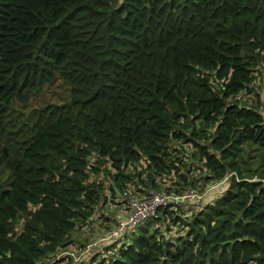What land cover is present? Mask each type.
Segmentation results:
<instances>
[{
	"label": "trees",
	"instance_id": "16d2710c",
	"mask_svg": "<svg viewBox=\"0 0 264 264\" xmlns=\"http://www.w3.org/2000/svg\"><path fill=\"white\" fill-rule=\"evenodd\" d=\"M262 65L264 0H0V264L88 252L73 234L109 195L145 198L155 175L195 186L178 164L206 189L238 177L192 217L165 209L88 264H264ZM57 81L63 104L44 99ZM169 219L181 226L166 236Z\"/></svg>",
	"mask_w": 264,
	"mask_h": 264
},
{
	"label": "rangeland",
	"instance_id": "374dc122",
	"mask_svg": "<svg viewBox=\"0 0 264 264\" xmlns=\"http://www.w3.org/2000/svg\"><path fill=\"white\" fill-rule=\"evenodd\" d=\"M255 74L257 77V82H256V86H255L256 90H254V91L262 93L264 91V65H262L261 67H258L256 69ZM43 94H44V99H46L47 101L63 104L68 99L69 90L60 81H57L54 85L46 87ZM41 96H43V95H41ZM41 96H39L38 98H36L32 101V105L34 107H37V102ZM245 99H247L248 100L247 103L250 104L253 101V96H251V97L245 96ZM243 102L245 103L244 100H243ZM183 144L184 143H179L178 145H176V147H178V149H179L180 155L184 154L186 151ZM185 145L190 147L189 144H185ZM190 152H193V149H190ZM186 153H187V151H186ZM185 154L183 156H185ZM253 155H258V153L255 152V153H253ZM249 163H250L252 168H256L259 165V159L258 158H253L251 160L249 159ZM178 165L182 169L181 172H184L186 175L189 176L190 181H192V180L196 181L195 186H191L190 188L197 190L201 194L204 193L206 190L205 180L200 177L199 172H195V171L187 172V171H190V169L188 167H184L181 164H178ZM6 176H7V171H5L3 173V178H5ZM154 177L156 179V182L158 183V188L153 190V191L157 190L160 192V191H164L166 189V187H170L169 191H175L176 189H179L180 192H183V191L189 189V186H190V185H187V187H185V184L184 185L175 184L174 183V176L155 175ZM101 178H102L103 182L105 183L106 187L108 188L111 184V180H108L106 175L104 176V174L101 173L98 176L94 175L92 177V179L96 180V181L98 179L100 180ZM185 188H187V189H185ZM150 191H152V190H150ZM128 195H130V194H128ZM128 195L119 194V198H118V194H117L115 199H112V196L109 195V197H110L109 199L111 200L109 202L110 205L104 203V204H100L99 206H97V208L94 211V214L92 216V221L89 222L87 225L79 228L73 234V239L75 241V247H74L75 249H82V247H84V246L90 247L91 243L93 246H91L88 249L89 250L88 252L86 250L82 251V252L71 250V249L68 250L69 251L68 254H70V256H69L67 262L64 264H68V263L77 264V262H75L73 259L74 254L80 258L79 261L84 260L83 263H85V264L90 263L91 258L95 257V256H93V254L95 251V247H97V246H102L105 251H109V249H107L106 246H104L103 242H101V239L104 235L109 233L110 230L115 226L116 221L118 220L120 213H122L124 211V209L120 212H119V210H117V208H119L118 202H120V201L123 202L124 198L128 197ZM212 196H214V193H212ZM113 200H114V203H117L116 204L117 206H115L113 204ZM203 203H206V202L204 201ZM201 205H197V204H194V202H190L189 207L182 206V207L178 208L179 210L177 211V215H179L183 220L188 218V217H192L193 214L197 211V208ZM121 207H125V204L123 206H120V208ZM180 226H181L180 224L173 223V221H171L170 219L167 220L166 222L162 223V229L164 230V234L166 236H168L170 234H177L179 232ZM133 234H134L133 232H130L127 235V237L125 238V240L127 238L131 239L133 237ZM99 250H100V248H98L95 251V253H97V251H99ZM89 252H91V253H89ZM65 254L66 253L59 254L57 256V259H60L61 256H65ZM85 255H89V256L84 257ZM54 258H55V260H54ZM54 258L51 259V261L54 260L53 263L55 261H57L56 257H54ZM95 260L97 261V259H95Z\"/></svg>",
	"mask_w": 264,
	"mask_h": 264
},
{
	"label": "built area",
	"instance_id": "2783aa9c",
	"mask_svg": "<svg viewBox=\"0 0 264 264\" xmlns=\"http://www.w3.org/2000/svg\"><path fill=\"white\" fill-rule=\"evenodd\" d=\"M232 177L237 178L238 176L235 172H231L226 178L212 185L202 194L193 188L178 193L152 190L145 198L130 194L128 198H124L126 202L125 215L118 217L115 226L102 237L101 242H109L123 236L131 229L133 231L142 222L158 218L159 214L165 209H178L182 206H188L190 202L197 205H201L204 201L209 203L213 200L212 193L215 195L221 191ZM254 180H258V177L256 176ZM62 257L57 260H62ZM73 259L75 261L79 260L75 254ZM66 262L67 258L62 264Z\"/></svg>",
	"mask_w": 264,
	"mask_h": 264
},
{
	"label": "crops",
	"instance_id": "0c3cea01",
	"mask_svg": "<svg viewBox=\"0 0 264 264\" xmlns=\"http://www.w3.org/2000/svg\"><path fill=\"white\" fill-rule=\"evenodd\" d=\"M185 207H189V205H188V206H185ZM125 211H126V210H124V211L121 213V215H119V217L125 215V213H126Z\"/></svg>",
	"mask_w": 264,
	"mask_h": 264
},
{
	"label": "flooded vegetation",
	"instance_id": "af4514ba",
	"mask_svg": "<svg viewBox=\"0 0 264 264\" xmlns=\"http://www.w3.org/2000/svg\"><path fill=\"white\" fill-rule=\"evenodd\" d=\"M164 191H166V190H164ZM168 192V191H167Z\"/></svg>",
	"mask_w": 264,
	"mask_h": 264
}]
</instances>
